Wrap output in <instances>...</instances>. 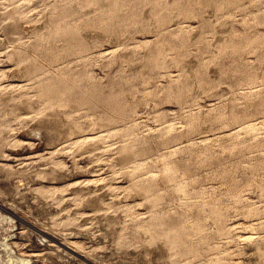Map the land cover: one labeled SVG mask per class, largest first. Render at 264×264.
<instances>
[{
	"label": "rangeland",
	"instance_id": "1",
	"mask_svg": "<svg viewBox=\"0 0 264 264\" xmlns=\"http://www.w3.org/2000/svg\"><path fill=\"white\" fill-rule=\"evenodd\" d=\"M0 192L26 264H264V0H0Z\"/></svg>",
	"mask_w": 264,
	"mask_h": 264
},
{
	"label": "bare ground",
	"instance_id": "2",
	"mask_svg": "<svg viewBox=\"0 0 264 264\" xmlns=\"http://www.w3.org/2000/svg\"><path fill=\"white\" fill-rule=\"evenodd\" d=\"M0 195H2L1 194V192H0ZM6 211H8V212H10V213H12L13 215L15 214V212H11V210H9V208H4ZM3 215V214H2ZM2 215H0V216H2ZM13 217V216H12ZM7 220H13V219H11V217L10 216H7V215H3V217L1 218L0 217V222H3V221H7ZM11 221H9V222H11ZM3 224V223H2ZM7 224H8V222H7ZM48 235V237L52 240V241H56V242H58L61 246H63V248H67V249H69V250H71V247H69L68 245H67V243H65L66 241H64L63 240V242L61 241V240H59V239H57L56 237H54V236H52V234L50 235L49 233H45L44 232V235ZM43 235V234H42ZM55 235V234H54ZM56 235H58V234H56ZM45 237V236H44ZM43 237V238H44ZM42 238V239H43ZM46 238V237H45ZM64 239V238H63ZM48 240V239H47ZM1 241V240H0ZM49 241V240H48ZM55 243V242H54ZM53 246V245H52ZM56 246V245H55ZM14 249V247H12L11 246V244L9 243V241H5V242H0V254L2 253V250L5 252V257H1V259H2V263H4V264H26L25 262H27V261H29L30 260V257L28 258V257H24V256H19V255H17V253L16 252H14L13 251V249ZM60 248V247H59ZM58 249V248H57ZM69 250H63L64 251V253H68L67 251H69ZM64 255V254H63ZM61 256V255H60ZM84 256V255H83ZM82 257V256H81ZM57 261V260H56ZM36 262V261H35ZM84 262V261H83ZM28 263V262H27Z\"/></svg>",
	"mask_w": 264,
	"mask_h": 264
}]
</instances>
